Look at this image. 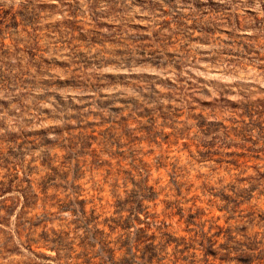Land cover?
<instances>
[{"label": "rangeland", "instance_id": "374dc122", "mask_svg": "<svg viewBox=\"0 0 264 264\" xmlns=\"http://www.w3.org/2000/svg\"><path fill=\"white\" fill-rule=\"evenodd\" d=\"M0 264H264V0H0Z\"/></svg>", "mask_w": 264, "mask_h": 264}, {"label": "trees", "instance_id": "16d2710c", "mask_svg": "<svg viewBox=\"0 0 264 264\" xmlns=\"http://www.w3.org/2000/svg\"><path fill=\"white\" fill-rule=\"evenodd\" d=\"M66 208L64 207L62 210L67 211L68 209ZM70 212L74 216H78L77 212L73 210H70ZM79 214H80V216H78L79 218H84V212L82 210L79 211ZM142 233H143L142 230H138V233H136L134 237L131 239L128 236H126V238L123 241H121V245L120 247H118V250H120L121 248H126L127 250L134 249L137 251L139 247H142L141 253L153 256L155 246H153V244L149 242V238H145L142 235ZM52 235L55 236V238L43 240V242H45L44 246H47L48 243L52 244L50 249H54L56 246L60 245L61 242H63L64 240L63 236H65L66 234H63L62 232H59V233L52 232Z\"/></svg>", "mask_w": 264, "mask_h": 264}]
</instances>
